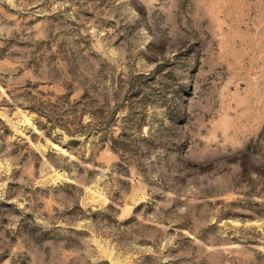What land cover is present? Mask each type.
<instances>
[{"label": "rangeland", "instance_id": "obj_1", "mask_svg": "<svg viewBox=\"0 0 264 264\" xmlns=\"http://www.w3.org/2000/svg\"><path fill=\"white\" fill-rule=\"evenodd\" d=\"M0 264H264V0H0Z\"/></svg>", "mask_w": 264, "mask_h": 264}]
</instances>
